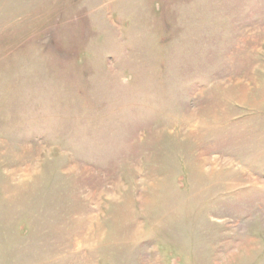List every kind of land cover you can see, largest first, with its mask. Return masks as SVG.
<instances>
[{
    "label": "rangeland",
    "instance_id": "obj_1",
    "mask_svg": "<svg viewBox=\"0 0 264 264\" xmlns=\"http://www.w3.org/2000/svg\"><path fill=\"white\" fill-rule=\"evenodd\" d=\"M0 264H264V0H0Z\"/></svg>",
    "mask_w": 264,
    "mask_h": 264
}]
</instances>
